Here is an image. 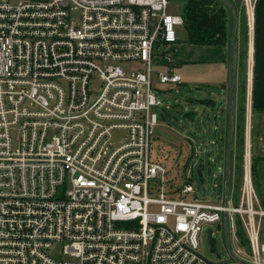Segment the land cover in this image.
Returning a JSON list of instances; mask_svg holds the SVG:
<instances>
[{
    "label": "built area",
    "instance_id": "built-area-1",
    "mask_svg": "<svg viewBox=\"0 0 264 264\" xmlns=\"http://www.w3.org/2000/svg\"><path fill=\"white\" fill-rule=\"evenodd\" d=\"M244 2L254 18L255 0ZM169 4L0 0V264H264L249 135L242 181L230 176L215 202L197 198L193 161L173 191L152 156L157 51L184 22ZM166 67L159 82L182 84ZM115 130L126 133L118 143ZM226 218L249 251L216 263L201 234Z\"/></svg>",
    "mask_w": 264,
    "mask_h": 264
},
{
    "label": "rangeland",
    "instance_id": "rangeland-1",
    "mask_svg": "<svg viewBox=\"0 0 264 264\" xmlns=\"http://www.w3.org/2000/svg\"><path fill=\"white\" fill-rule=\"evenodd\" d=\"M187 0H170L169 11L173 13H183ZM222 4V1L219 0ZM234 8L240 12V15L246 20L247 30V46L248 52L250 48V40L253 38V28H251L250 12L244 0H236ZM238 13V11H237ZM251 37V39H250ZM249 41V43H248ZM189 43L187 42V32L184 25L178 29V41L176 46L163 54V49L157 51L161 56L155 60V72L152 80L153 86L163 103V108H158L159 123L155 127V134L153 139L152 156L159 162L163 163L168 170V187L173 191L182 186L186 181V176L192 168V161L195 167L193 175V185L197 188V198L210 200L215 202L218 198L212 197L213 191H217L219 195H224L225 180L220 174V169L226 171L228 163V149H229V133L225 131L222 123V116L216 117V111L211 108L203 109L199 105L192 103V91L196 87L202 86V91L207 93L212 91V87L208 84H203L202 81H196L192 78V65L187 63H180L179 58L187 49ZM168 56V58H167ZM163 59H162V58ZM243 58L245 60H243ZM238 61H245L240 68V75L242 76V89L244 93V105L240 106L238 115V124H234L233 128V144L231 149V184L236 181L237 185L242 181L245 162V143L249 135L252 143V170L254 177L255 188L261 198H264V125L257 119L251 118L250 94L252 90V67L250 64V54ZM172 60L175 62L176 71L181 75L182 84L160 83L157 71H164V60ZM168 61V60H167ZM179 62V64H178ZM135 66V64H133ZM245 67V69H243ZM98 83H96V86ZM231 90V85H230ZM200 92V89H198ZM231 93V92H230ZM231 96V94H230ZM167 105H170L168 107ZM189 112V114H187ZM215 114L214 116H211ZM229 114H227L228 120ZM245 118V120H244ZM253 124L251 123V120ZM221 122V123H220ZM250 122V124H249ZM227 123H230L228 120ZM248 127L249 133H248ZM237 132V134H236ZM261 133V135H260ZM125 131L115 130L113 132V140L118 143L122 136H125ZM242 137V138H241ZM248 139V138H247ZM217 141V143H216ZM211 144V145H210ZM193 152V155H192ZM218 156L220 157L218 159ZM199 165L203 167V173L200 175L197 171ZM211 172H208V168ZM205 186L206 194L202 193V187ZM189 200L194 198L193 194L187 196ZM225 200V198H224ZM212 230L213 246L216 250H211L208 240L207 229ZM230 248L234 253L245 256L240 252V248L245 252L249 251V247L242 234L241 244L236 245L232 234L229 233ZM58 251L61 246H58ZM200 252L216 263H224L232 261L233 256L230 252L227 237L225 220L221 223H211L205 225L204 231L201 234ZM59 256V253H53ZM231 264H240L230 262Z\"/></svg>",
    "mask_w": 264,
    "mask_h": 264
},
{
    "label": "crops",
    "instance_id": "crops-1",
    "mask_svg": "<svg viewBox=\"0 0 264 264\" xmlns=\"http://www.w3.org/2000/svg\"><path fill=\"white\" fill-rule=\"evenodd\" d=\"M242 1V0H241ZM231 5L227 6L228 12V33L229 39L226 45H196L189 44L185 52L180 55L179 62L192 65V78L197 82L210 85L212 91L201 92L202 86L196 87L192 91V103L199 105L203 109H213L216 117L222 116L221 125L229 133L230 121V85H231V55L232 39L235 33V51L233 60V83H234V124L238 126V115L241 105H244V93L242 89V76L240 75L241 63L238 61L250 54V64L252 71V91H251V118L257 119L264 125V0H255L254 18L252 23L253 38L250 40L248 52L247 46V24L246 20L240 15L239 10L234 8L236 0H230ZM240 2V0H239ZM173 13V12H172ZM249 38V35H248ZM251 39V37H250ZM249 43V41H248ZM176 44L172 46L174 48ZM163 59V58H162ZM168 60V61H167ZM164 60V67L169 61L177 69L172 60ZM243 60H245L243 58ZM178 62V64H179ZM247 67V64H246ZM165 69V70H166ZM245 69V67L243 68ZM244 71V70H242ZM200 89V92L198 91ZM227 114L228 120H227ZM215 114L211 115L214 116ZM251 120V119H250ZM251 123L253 124V121ZM251 125V124H250ZM234 128V127H233ZM261 135V133H260Z\"/></svg>",
    "mask_w": 264,
    "mask_h": 264
},
{
    "label": "trees",
    "instance_id": "trees-1",
    "mask_svg": "<svg viewBox=\"0 0 264 264\" xmlns=\"http://www.w3.org/2000/svg\"><path fill=\"white\" fill-rule=\"evenodd\" d=\"M220 1L222 4L219 0H187L182 16L189 44L226 45L228 43V4L226 0ZM240 234L242 235L243 232ZM244 243L248 245L246 238Z\"/></svg>",
    "mask_w": 264,
    "mask_h": 264
},
{
    "label": "water",
    "instance_id": "water-1",
    "mask_svg": "<svg viewBox=\"0 0 264 264\" xmlns=\"http://www.w3.org/2000/svg\"><path fill=\"white\" fill-rule=\"evenodd\" d=\"M229 5H231L230 0H226ZM234 51H235V33L233 34V39H232V55H231V63H230V68H231V96H230V103H231V109H230V124H229V149H228V163H227V169H226V179H225V188L226 192L229 190V182H230V176H231V167H230V159H231V149H232V144H233V127H234V114H233V106H234V100H233V94H234V83H233V60H234ZM220 157L218 156V159ZM197 171L200 175H202L203 170H202V165H199L197 168ZM208 172H211V168H208ZM220 174L223 175V169H220ZM205 186L202 187V193H205ZM213 196H215V192L212 193ZM208 231V240L209 244L211 246V250H216V247L213 246V241H212V230L209 228L207 229ZM226 237H227V242L228 246L230 249V252L232 256H234L232 249L230 248V240H229V230H228V224H227V218H226ZM244 262V261H242Z\"/></svg>",
    "mask_w": 264,
    "mask_h": 264
},
{
    "label": "bare ground",
    "instance_id": "bare-ground-1",
    "mask_svg": "<svg viewBox=\"0 0 264 264\" xmlns=\"http://www.w3.org/2000/svg\"><path fill=\"white\" fill-rule=\"evenodd\" d=\"M252 23H253V15L251 14V28H252ZM250 128V127H249ZM249 131V130H248Z\"/></svg>",
    "mask_w": 264,
    "mask_h": 264
}]
</instances>
